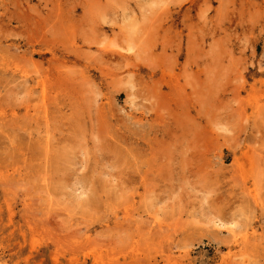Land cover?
Instances as JSON below:
<instances>
[{"label": "rangeland", "instance_id": "obj_1", "mask_svg": "<svg viewBox=\"0 0 264 264\" xmlns=\"http://www.w3.org/2000/svg\"><path fill=\"white\" fill-rule=\"evenodd\" d=\"M0 264H264V0H0Z\"/></svg>", "mask_w": 264, "mask_h": 264}]
</instances>
